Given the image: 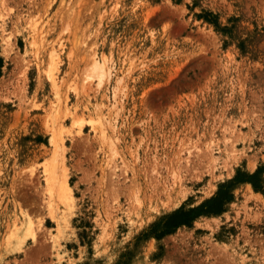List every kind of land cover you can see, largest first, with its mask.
Wrapping results in <instances>:
<instances>
[{
    "label": "rangeland",
    "instance_id": "obj_1",
    "mask_svg": "<svg viewBox=\"0 0 264 264\" xmlns=\"http://www.w3.org/2000/svg\"><path fill=\"white\" fill-rule=\"evenodd\" d=\"M0 59V264H264L248 184L143 236L264 164V0H0Z\"/></svg>",
    "mask_w": 264,
    "mask_h": 264
},
{
    "label": "trees",
    "instance_id": "obj_2",
    "mask_svg": "<svg viewBox=\"0 0 264 264\" xmlns=\"http://www.w3.org/2000/svg\"><path fill=\"white\" fill-rule=\"evenodd\" d=\"M198 19L212 24L218 29L215 16L211 13L197 15ZM0 59V68H1ZM264 164L258 166L252 173H246L238 170L235 176L228 181L219 184L217 191L213 196L204 200L199 205L185 208L179 207L173 212L164 215L160 220L152 225L148 233H144V238H154L160 240L163 237L172 234L182 226H189L193 221L202 216H218L224 212L228 203L233 201V189L238 185L248 184L256 193L264 196Z\"/></svg>",
    "mask_w": 264,
    "mask_h": 264
},
{
    "label": "bare ground",
    "instance_id": "obj_3",
    "mask_svg": "<svg viewBox=\"0 0 264 264\" xmlns=\"http://www.w3.org/2000/svg\"><path fill=\"white\" fill-rule=\"evenodd\" d=\"M98 65V64H97ZM106 65V64H105ZM99 66V65H98ZM98 66H96V67H98ZM104 66V65H103ZM100 68H102L101 66H100ZM99 67H98V69H100ZM104 69V68H103ZM103 69H101L100 71H102ZM107 70H108V68H107ZM97 72V71H96ZM103 72V71H102ZM104 73H105V71H104ZM103 73V74H104ZM101 74V73H100ZM97 75H99V74H97ZM103 78H105V77H103ZM55 142H57V141H55ZM60 142V141H59ZM58 143V142H57ZM56 144V143H55ZM59 144V143H58ZM61 144H62V142H61ZM56 146H57V144H56ZM58 148L60 147L59 145L57 146ZM62 148V147H61ZM57 149V148H56ZM59 151V150H58ZM60 153V152H59ZM247 188H249V189H247V191H250L251 192V190H250V187L249 186H247Z\"/></svg>",
    "mask_w": 264,
    "mask_h": 264
}]
</instances>
